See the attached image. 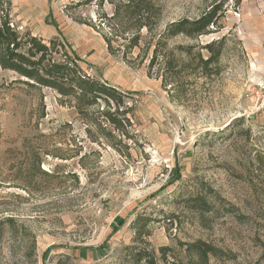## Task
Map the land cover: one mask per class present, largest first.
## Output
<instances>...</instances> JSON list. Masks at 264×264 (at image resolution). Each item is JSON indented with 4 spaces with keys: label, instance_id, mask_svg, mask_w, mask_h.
I'll return each instance as SVG.
<instances>
[{
    "label": "rangeland",
    "instance_id": "1",
    "mask_svg": "<svg viewBox=\"0 0 264 264\" xmlns=\"http://www.w3.org/2000/svg\"><path fill=\"white\" fill-rule=\"evenodd\" d=\"M4 23L123 104L0 65V264H264V0H0Z\"/></svg>",
    "mask_w": 264,
    "mask_h": 264
},
{
    "label": "trees",
    "instance_id": "2",
    "mask_svg": "<svg viewBox=\"0 0 264 264\" xmlns=\"http://www.w3.org/2000/svg\"><path fill=\"white\" fill-rule=\"evenodd\" d=\"M219 8L218 5H215L195 19L181 18L171 22L165 32L169 36L182 33L189 37L206 34L210 25L216 22ZM205 48L212 56L216 57L221 46L213 49L211 43L205 45ZM47 49L35 37L26 34L21 40L16 32L12 31L5 23L0 24V65L23 76L25 80L22 82L28 86H49L61 96L78 95L83 98V103L86 105L98 98L111 99L117 105L123 104L121 94L114 87L106 85L104 82L81 77V75L77 76L78 68L74 69V65L65 61L53 62ZM71 56L72 61L76 63L77 56L74 54ZM31 80L32 82H30ZM107 116V122L116 127H122L121 121L114 114L108 113ZM116 228L117 226L113 229Z\"/></svg>",
    "mask_w": 264,
    "mask_h": 264
},
{
    "label": "built area",
    "instance_id": "3",
    "mask_svg": "<svg viewBox=\"0 0 264 264\" xmlns=\"http://www.w3.org/2000/svg\"><path fill=\"white\" fill-rule=\"evenodd\" d=\"M249 95L254 99L256 105L264 107V78L258 79L248 87Z\"/></svg>",
    "mask_w": 264,
    "mask_h": 264
}]
</instances>
